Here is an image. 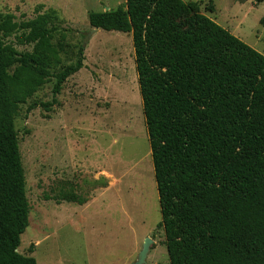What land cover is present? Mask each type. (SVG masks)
Here are the masks:
<instances>
[{
    "label": "trees",
    "instance_id": "16d2710c",
    "mask_svg": "<svg viewBox=\"0 0 264 264\" xmlns=\"http://www.w3.org/2000/svg\"><path fill=\"white\" fill-rule=\"evenodd\" d=\"M87 18L131 34L169 264H264V55L197 2L125 0ZM55 19L0 16V264H37L18 252L29 222L18 109L53 76V99L27 107L49 110L84 66L80 46L52 75L62 62ZM11 34L31 51L6 42ZM55 200L85 203L72 190Z\"/></svg>",
    "mask_w": 264,
    "mask_h": 264
},
{
    "label": "rangeland",
    "instance_id": "374dc122",
    "mask_svg": "<svg viewBox=\"0 0 264 264\" xmlns=\"http://www.w3.org/2000/svg\"><path fill=\"white\" fill-rule=\"evenodd\" d=\"M124 1L0 0V16L16 22L56 16L53 43H62V62L52 75L83 47L84 66L63 84L57 103L27 111L53 99L52 76L14 119L29 209L18 252L37 264H132L145 238L146 264H169L131 34L101 29L82 45L92 29L88 13ZM181 1L197 2L200 13L264 55V0ZM6 42L32 49L13 34ZM69 190L85 203L55 200Z\"/></svg>",
    "mask_w": 264,
    "mask_h": 264
},
{
    "label": "water",
    "instance_id": "95a60500",
    "mask_svg": "<svg viewBox=\"0 0 264 264\" xmlns=\"http://www.w3.org/2000/svg\"><path fill=\"white\" fill-rule=\"evenodd\" d=\"M98 28H92L89 34L84 38L82 45L84 46L86 43V40L91 36L93 32H96ZM151 244V240L149 238H145L144 242L142 244L141 250L137 254V258L135 262L132 264H146V258L149 252V246Z\"/></svg>",
    "mask_w": 264,
    "mask_h": 264
},
{
    "label": "crops",
    "instance_id": "0c3cea01",
    "mask_svg": "<svg viewBox=\"0 0 264 264\" xmlns=\"http://www.w3.org/2000/svg\"><path fill=\"white\" fill-rule=\"evenodd\" d=\"M99 30H101V29H98L97 31H99Z\"/></svg>",
    "mask_w": 264,
    "mask_h": 264
}]
</instances>
